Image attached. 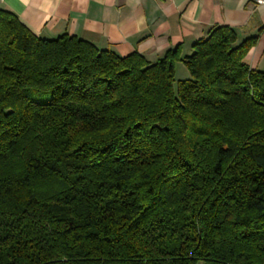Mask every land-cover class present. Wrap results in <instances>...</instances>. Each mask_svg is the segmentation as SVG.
<instances>
[{"label":"trees","instance_id":"16d2710c","mask_svg":"<svg viewBox=\"0 0 264 264\" xmlns=\"http://www.w3.org/2000/svg\"><path fill=\"white\" fill-rule=\"evenodd\" d=\"M256 40L150 62L0 9V264H264Z\"/></svg>","mask_w":264,"mask_h":264},{"label":"crops","instance_id":"0c3cea01","mask_svg":"<svg viewBox=\"0 0 264 264\" xmlns=\"http://www.w3.org/2000/svg\"><path fill=\"white\" fill-rule=\"evenodd\" d=\"M0 9L39 37L68 34L120 56L139 53L150 62L179 46L188 56L213 28L228 26L240 40L257 37L246 62L264 71V6L255 0H0ZM178 76L188 78L182 63Z\"/></svg>","mask_w":264,"mask_h":264},{"label":"built area","instance_id":"2783aa9c","mask_svg":"<svg viewBox=\"0 0 264 264\" xmlns=\"http://www.w3.org/2000/svg\"><path fill=\"white\" fill-rule=\"evenodd\" d=\"M255 4L257 7L264 6V0H255Z\"/></svg>","mask_w":264,"mask_h":264},{"label":"rangeland","instance_id":"374dc122","mask_svg":"<svg viewBox=\"0 0 264 264\" xmlns=\"http://www.w3.org/2000/svg\"><path fill=\"white\" fill-rule=\"evenodd\" d=\"M178 75H181V74L178 73ZM178 79H181V76H178ZM183 79H184V78H183Z\"/></svg>","mask_w":264,"mask_h":264}]
</instances>
